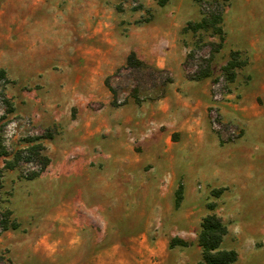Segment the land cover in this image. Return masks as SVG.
<instances>
[{
  "label": "rangeland",
  "instance_id": "obj_1",
  "mask_svg": "<svg viewBox=\"0 0 264 264\" xmlns=\"http://www.w3.org/2000/svg\"><path fill=\"white\" fill-rule=\"evenodd\" d=\"M217 2L224 4L225 41L211 55L210 44L218 43L211 30L184 31L212 9L194 0H169L163 7L152 0H0V168L30 140L52 134L40 140L50 160L44 173L28 181L25 175L38 167L20 163L0 179V214L12 208L10 221L17 225L0 227V264H192L196 250L201 259L198 235L209 214L227 226L222 247L237 252L234 264H264V0ZM133 35L149 47L130 45ZM123 47L124 58L102 80L114 105L135 96L148 103L163 97L168 85L160 79L167 75L127 68L126 60L133 53L153 67L156 62L140 53L148 49L165 68L164 52L174 49L173 62L181 59L179 71L187 78L208 68L209 76L195 82L207 90L202 101L209 104L210 130L201 146L182 154L171 149L181 162L168 168L160 158L136 173V185L164 188L161 194L119 196L126 211H111L108 218L101 195H91L96 209L78 211L76 174L88 171L98 182L110 168L102 158H79L74 83L106 50L100 68L109 71ZM231 52L245 66L230 83L222 69ZM135 152L143 155L142 146ZM80 181L86 185L84 175ZM219 189L218 197L212 195Z\"/></svg>",
  "mask_w": 264,
  "mask_h": 264
},
{
  "label": "crops",
  "instance_id": "obj_2",
  "mask_svg": "<svg viewBox=\"0 0 264 264\" xmlns=\"http://www.w3.org/2000/svg\"><path fill=\"white\" fill-rule=\"evenodd\" d=\"M130 39L134 40L130 45H140L141 48L149 47L143 39L141 43L137 35L127 40ZM150 39H153V35ZM256 44H252L254 49ZM147 50H140V53L146 55L145 59L156 62V65L149 67L144 64L146 69L151 70L152 68L166 72L171 78L165 95L155 98L153 102L148 103L149 100L144 101L139 96H135L129 98L124 104L118 101V104L114 105L113 94L102 90L103 78L110 75L124 58V47L119 62L109 71L104 72L100 68L102 56L109 51L106 50L91 60V67L86 69L83 76L77 75L75 79L74 108L77 111V117L74 120V132L77 136L76 148L81 151L79 158H102L105 168H110L108 174L98 179V182L92 181L88 171L76 174L75 190L80 201L77 203L78 211L96 209L94 208L96 202L91 200L93 194L102 196L101 207L104 210H110L108 218L112 215L111 211H126L122 207L119 196L136 193L161 194L164 188L156 187L150 190L148 186H143L141 183L136 185L139 178V174L136 173L141 175L146 165L159 164L158 159L160 158H166L163 163L168 168L170 164L181 162V156L180 158L172 157L171 149H177L182 154L187 147L203 145L205 138L209 135L210 126L206 113L209 104L205 100L202 101L205 96H208L205 86L200 90L197 88L200 82L189 80L185 72L179 71L182 62L180 58L173 62L174 49L164 52L168 64L165 68H159L157 62L160 60L158 58L155 60L152 54L146 52ZM171 65L176 66L174 72ZM94 89H98L100 96L95 93ZM100 97L102 100L99 99ZM86 100L87 103L94 104L97 109L86 105ZM100 101L103 102L101 105ZM139 145L143 148V155L135 152V147ZM94 149H97L98 153H95ZM83 175L86 185L80 181ZM94 184H100L101 187L98 189L101 188V190L96 191L95 187L93 189L90 186ZM170 192L173 194V191ZM105 196L110 198L105 199ZM111 196L118 197L111 199ZM8 210L13 217L12 208ZM195 252L196 259L192 264L199 262L197 257L199 252L198 250Z\"/></svg>",
  "mask_w": 264,
  "mask_h": 264
},
{
  "label": "trees",
  "instance_id": "obj_3",
  "mask_svg": "<svg viewBox=\"0 0 264 264\" xmlns=\"http://www.w3.org/2000/svg\"><path fill=\"white\" fill-rule=\"evenodd\" d=\"M158 6H165L169 0H152ZM199 6L203 4H208L212 7L208 14H204L200 22L196 24L188 23L184 28V31H191L192 33H198L199 31L211 30L214 35L218 37V43L210 44V54L219 53L224 46V32L222 29L224 4H219L217 0H194ZM227 0H224V2ZM188 58V56H187ZM245 66V62L241 61L238 52H231L229 61L223 67L222 72L225 79L228 82H233L236 74V70L241 69ZM126 67L130 69H136L138 71L145 70L146 66L136 59L135 55L131 53L126 60ZM148 69V68H147ZM198 71L193 76H188L189 80L199 81L209 76L207 70ZM151 71L157 74L167 75V78L160 79V85L165 86L171 83V78L166 72L153 70ZM0 76L4 78V71H0ZM52 134L50 131H46L41 137L34 138L30 140V146L25 149L18 150L11 158H4L3 166L0 168V179L3 177L4 173L9 170L15 169L18 164L25 163L30 165H35L38 170H33L25 175V179L28 181L38 178L47 169L50 160L47 156L43 154L45 151L44 145L40 142L41 139H51ZM2 188V183L0 181V189ZM182 188L179 187L176 192V203L178 204L181 200ZM222 189L215 190L212 195L218 197L222 193ZM214 205H209V210L213 209ZM11 212L9 210L4 211L0 214V227L3 231L8 228L15 229L17 225L10 221ZM228 233L227 226L222 222L215 214H209L205 216L201 222L200 232L198 235V247L201 250V259L197 264H234L238 259V254L235 250L225 249L222 247L224 238ZM176 240L172 241V246L175 245ZM181 246H184V242H178Z\"/></svg>",
  "mask_w": 264,
  "mask_h": 264
}]
</instances>
